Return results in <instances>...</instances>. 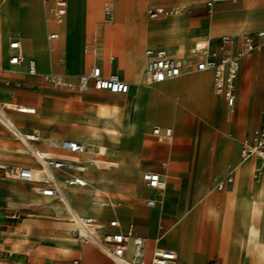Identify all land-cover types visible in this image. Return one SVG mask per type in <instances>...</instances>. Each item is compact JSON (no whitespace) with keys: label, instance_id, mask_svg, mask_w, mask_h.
Masks as SVG:
<instances>
[{"label":"crops","instance_id":"1","mask_svg":"<svg viewBox=\"0 0 264 264\" xmlns=\"http://www.w3.org/2000/svg\"><path fill=\"white\" fill-rule=\"evenodd\" d=\"M42 1L44 26L41 35L45 31L46 43L41 41L45 48L39 46L42 45L39 39H35L38 36L37 32L30 35L19 34L17 31L16 35L9 33L8 42L12 38H17L20 41L23 71L18 72L8 63L9 48L6 59H0V101L22 104L27 108H34V112H18L7 108L6 115L22 133L38 135V139L33 141L35 148L51 155H63L61 150L51 146L50 139H54V142L63 138L73 139L83 142L88 148L89 144L85 140L72 137V135H76L72 128H76V124L79 123L76 121L77 115L89 105L95 106V108L99 104L110 106L117 103L121 105L124 95L134 91L139 95L143 109L141 106L137 108L138 120L133 126L141 127L142 137L139 140L137 136H132L129 139H123L121 144L116 139L118 149L121 147V150L115 170L101 171L90 167L85 171L84 168H75L71 172L72 175L81 178L84 185L66 186L63 190L62 200L36 194L32 191L30 183L7 175L9 167L33 166L35 161L27 152L24 144L14 138L0 122V264H116L98 250L94 244L76 239L73 235L75 229L71 217L57 203L60 200L64 204H68L66 188L72 186L78 188L75 195L84 199L88 198L93 203L97 200L106 201L105 195L111 199L110 193L122 199V201L115 202L116 206L109 204L100 211L89 210L87 212H90L93 215L90 217L93 218L101 215L104 217L107 209L118 208L116 213L118 220L112 215L106 218H95L102 224L100 232L115 229L126 231L131 226L135 236L144 238L143 264H153L151 256L155 248L173 250L176 253L175 259L165 264H207L210 260H215L217 264L219 262L223 264V252L227 250L230 258L233 251L227 248L225 231L220 230L218 224L221 222L223 226L225 225L228 209L236 203L235 194L239 189L250 198V206H259L260 208L256 225L259 241L264 243V167H261L260 159L257 156L252 155L245 159L240 156L242 140L248 138L253 129L262 123L264 73L255 87L251 86L249 80H244L238 91L237 74L234 88L235 102L229 109L223 98L214 93L212 89L211 72L199 71L208 73V85L210 93L216 98V105L218 103L220 105L219 100L221 99L224 109L221 116L235 114V111H254L259 106L258 122L243 139H239L237 156L233 152L227 153L220 150L208 154H197L192 151L193 143L195 144L204 132L209 131L212 139L214 133L211 132L212 130L216 132L214 136L221 133L220 131L227 130L231 136L235 137L233 135L234 127L231 125L232 120L223 122V120L214 119L213 110L216 105L213 109L205 111L203 108L195 107L197 115L187 111L186 118L188 120L184 122L183 127L176 128L173 132L172 127L167 124L166 115L172 107L173 92L167 87H163L164 93H156L153 88L143 85L146 83L143 73L145 48H167L174 55L185 57L187 54L177 53L179 45L193 47L196 43L208 41L209 46L214 49L222 35L228 34L239 38L242 34H254L264 28V0L217 1L212 4L211 8L206 4L208 0H127L130 4V18H132V2L133 5L136 3L140 6L141 2L147 1L144 6V14L148 5L177 9L176 14L156 18L151 24L148 38L145 32L139 35V25L127 24L125 17L122 22L119 20L115 25L99 28L96 21L92 23L95 14H89L86 11L83 26L84 46L86 44L85 35L89 30L97 31L99 42L100 30L104 38L110 40H114L113 33L117 32L118 34L112 50L102 49L99 43V54L105 74L116 73L121 79L128 82V92L119 94L122 97L98 94L93 91H108L94 89L88 93L79 94L52 86L43 80L42 74L47 72L74 78L90 68L92 56L85 49V63L82 71L74 70L76 68L71 65L78 56L76 53L69 57L65 56V40L62 36L64 34L60 27L62 23L54 22L49 16L50 1ZM67 1L69 6V0ZM134 1L137 2L134 3ZM146 18L149 21L154 20L147 16ZM102 23H105L103 16ZM130 30H136L137 38L132 39L130 44L135 42L129 51L130 45L128 47L125 43V34ZM50 32H56L58 37L48 39L47 36ZM184 34L188 36H183ZM51 41L54 42L50 44ZM146 42L151 43L147 45ZM142 44L145 47L141 59L138 49ZM236 47L237 43L232 46V49ZM253 52L245 57H251ZM258 52L264 60V51ZM243 58L240 61V67ZM29 59H33L35 62L36 74L26 72ZM86 66L87 69H84ZM197 73L198 71L194 70L164 82L178 80L186 83L189 76ZM17 82L18 85H16ZM58 98H61V101L57 104ZM66 105L68 107L65 108ZM155 111L163 112L161 121L164 124H156L149 119H156V116L152 115ZM205 115L210 117L211 122L206 120ZM200 117H203L205 121ZM189 121H191L190 124H188ZM212 124L215 126L212 127ZM87 126L88 124L86 125L83 121H80L78 126L85 129V135L88 131ZM155 126L160 129L171 128V139L166 141L154 136L152 129ZM91 127H93L92 124ZM184 127L188 129L185 134H176L178 129L182 130ZM199 132L202 134L194 140V134ZM175 136L190 137L191 151L185 154L178 153L177 148L179 147L174 142ZM105 137L108 138L106 134ZM175 145L176 148L172 149L171 146ZM54 150L59 152H54ZM81 155L77 158L79 166H83L84 163L78 160ZM93 156L92 160H95ZM144 171L158 172L165 179L164 190L158 191L146 186L142 180ZM228 174L232 176L231 183L226 184L223 189H216V182ZM136 184L139 185V189L134 187ZM119 190L122 191L121 195L118 194ZM70 194L73 193L70 192ZM146 198L155 199V205L148 206L145 202ZM65 214L68 217H65ZM111 219L118 221L116 228L108 226ZM132 253L133 246L130 241L125 257L130 259ZM254 264H264V254L257 253Z\"/></svg>","mask_w":264,"mask_h":264},{"label":"built area","instance_id":"2","mask_svg":"<svg viewBox=\"0 0 264 264\" xmlns=\"http://www.w3.org/2000/svg\"><path fill=\"white\" fill-rule=\"evenodd\" d=\"M49 16L56 23H63L67 13V0H49ZM217 1L208 0L207 6L211 8ZM236 2V0H231ZM103 21L111 23L114 20V5L111 0H107L103 6ZM176 8H165L163 6L148 5L145 14L150 19L176 14ZM48 39H56L58 34L50 32ZM86 50L92 56L90 68L69 78L64 75L47 72L42 74L43 80L55 87H61L79 94L88 93L91 89L104 90L114 94H125L128 92L129 84L121 79L116 73L105 74L101 66L99 54V36L96 30L86 32ZM237 43V47L232 46ZM10 54L8 63L22 72L23 56L21 43L17 38H12L8 42ZM264 51V28L254 34H242L239 38L232 35H222L216 48H211L208 41L196 43L185 57H178L167 48L144 49V80L148 83L163 82L175 78L183 73L194 70L210 71L212 74V89L214 93L220 95L226 106L231 109L235 102V80L240 68V61L243 57L253 51ZM26 72L36 74L35 62L33 59L27 60ZM19 83L17 82L16 85ZM11 108L8 103L0 101V122L6 127L10 134L22 142L27 152L35 161L33 166H12L7 169V175L11 178L23 180L31 184V189L41 196L62 199L63 190L70 185H84V181L72 175L76 168L75 163L80 154L87 150V145L83 142L63 138L51 142V146L63 152V155H51L42 152L33 146V141L38 139L34 133H22L14 122L6 115L5 110ZM18 112L33 113L34 108H12ZM262 123L253 129L251 135L241 142L240 156L245 159L249 156H257L264 167V105L261 107ZM152 134L158 139L169 141L172 136L171 128L160 129L153 127ZM144 184L158 191H163L166 185L165 179L155 171H144L142 173ZM232 176L226 175L216 182V189H223L226 184L231 183ZM148 206H153L156 200L146 198ZM73 218L78 221L82 228V234L75 232L76 238L94 244L105 256L116 264H143L144 238L135 236L132 227L126 231L103 230L102 224L90 217H79L73 212ZM108 226L116 228L118 221L111 219ZM132 242L133 253L130 259L125 257L129 242ZM176 253L173 250L155 248L152 251L151 263L165 264L174 260ZM207 264H217L215 260H210Z\"/></svg>","mask_w":264,"mask_h":264},{"label":"rangeland","instance_id":"3","mask_svg":"<svg viewBox=\"0 0 264 264\" xmlns=\"http://www.w3.org/2000/svg\"><path fill=\"white\" fill-rule=\"evenodd\" d=\"M5 0H0V36H4L3 39V44L0 45V53L2 56L3 52H8V39L10 38V34L11 35H16L18 32L19 34H30L33 35V32L36 33V31L39 30V33L37 34L38 36L35 39H39L40 42L42 43V41H44L46 43V39H45V31L42 32L41 35V31L43 28V21H42V14L37 18V24L40 26H33V24L31 25V23L24 27L21 28V26L19 24L14 23L16 17H12V14L10 15V13H8V10L5 9V6L3 5ZM12 4V6L16 7L18 0H9ZM82 1V0H81ZM107 0H100L98 3V6H96L95 9L93 10H88L87 12L89 14H95L94 19L92 20L93 22H97V26L99 28H101L102 26H112L115 25L119 20L122 22L124 19V11L120 9V4L122 3L127 10V17L126 19V23H130V25L132 24H138L139 25V35L142 34V32L146 33V37L148 38L149 36V32L146 29V25L147 23H149L150 21L146 18L145 14H144V6L146 5L147 1H143L141 2L140 6L136 5L134 1L135 5H133V2L131 4V14H132V18L129 17V9H130V4L128 3L127 0H119V1H115V19L113 21V23L111 24H107V23H102V16H103V12H102V5L106 2ZM112 1V0H111ZM119 2V3H118ZM27 3V4H26ZM29 7V3L28 1H26L25 3H23L22 6H26ZM206 6V5H205ZM27 7V9H28ZM207 9V7H206ZM121 10V12L119 11ZM43 13V10H41ZM82 12H79V9H77L76 11H70V14L67 13V19L68 21H66V25L64 26L65 28V56L69 57L70 55H73V53H76L78 58L76 59H80V61L82 62L81 65L79 66H75L72 63V67L76 68L74 70H79L77 72H81L83 65L85 63L84 60V52H85V46H84V23H83V15L81 14ZM72 16V17H71ZM71 17V20H70ZM156 20V19H154ZM152 20V21H154ZM149 21V22H147ZM145 22H147L146 24H144ZM91 23V24H92ZM151 23V22H150ZM62 28V26H60ZM133 29H135L132 26ZM12 30H16V31H12ZM62 30V29H61ZM12 31V32H10ZM18 31V32H17ZM136 31V30H135ZM135 31H129L128 33H126L125 35V43L126 45L129 47V51L131 50V48L134 46V42L131 45V41L132 39H136L137 38V33ZM63 32V30H62ZM113 37L114 40H110V39H106L104 38L103 34L101 33L100 30V46L101 48L105 49V50H112L113 45L115 44L118 34L117 32L113 33ZM64 36V35H62ZM139 37V36H138ZM43 38V39H42ZM121 39V37L119 36V40ZM42 40V41H41ZM54 41H51L50 44H52ZM40 47L43 46V48H45L44 43H42V45H39ZM145 45L142 44L139 49H138V54L139 57L142 59V52L144 49ZM192 46L187 47V51L189 50V48H191ZM58 52H60L58 50ZM87 57V55H86ZM1 58V57H0ZM3 59V58H1ZM6 59V58H4ZM67 64H68V60H67ZM89 64V63H88ZM68 66V65H67ZM87 69V66L84 68ZM83 69V70H84ZM203 72H198L197 74H202ZM262 73H264V60H262L260 54L258 51H254L251 57H245L243 58L242 62H241V67L238 73V81H237V91L240 88V84L242 81L244 80H249L251 83V86H254L257 84L258 80L261 79ZM143 80V79H142ZM178 81V80H177ZM176 82L174 81H170V82H159V83H146L144 84V86H149L152 87L154 89V91L156 93H164L163 90V86L164 85H170L171 83ZM45 88H47L45 86ZM49 89H51V87H49ZM95 93L98 94H102V95H108V96H117V97H122V95L119 94H113V93H109V92H103V91H93ZM174 95L171 96L172 98V107H171V116L169 117V122H167V124L169 126L172 127L173 132L176 130V128H181L184 123L183 121H187L188 119L185 117L187 114V111H191L192 113H194L195 115H197L195 107H200L203 108V110H208L206 108V105H204L202 102H200L199 100H194L192 97H196V95H192V97L190 96V98L187 97V93L184 91H172ZM134 95H136V97L138 96L137 93H135L134 91H130L128 94L124 95V100L126 98L129 97H134ZM139 98V97H138ZM174 100V101H173ZM61 101V98H58L57 100V104ZM176 101V102H175ZM219 103L216 105V100H213V102H211L209 104V109H213V116L215 120H223V122H229L231 121V125L234 127L233 128V136H231L227 130L226 131H220L221 133H218L216 136H214V134H216L215 131H211L214 132L213 133V139L212 136L210 134V132H204L203 135L202 132L196 133L194 134V140H196L199 137V139L196 140L195 144L193 143V147L194 149L192 150L193 153H197V154H208V153H214L215 151H222V152H227L230 151L229 153H234L236 156L238 154V147H239V139H243L247 133L257 124L258 122V117H259V106L258 108H256V110H251L249 112H242V111H235V114H227V115H223L221 116V114H223L224 109H223V105L221 102V99L219 100ZM9 103V102H8ZM12 103V102H10ZM104 105V104H103ZM110 105V104H108ZM90 106V105H89ZM89 106L87 108H85V110H87L89 108ZM143 109L142 103L139 100V104L138 107H140ZM68 107L67 105L65 106V108ZM137 107V108H138ZM85 110L80 113L77 118L76 121H79V123H77V127L76 128H72L73 132L76 133V135H72L73 138H78V139H85V129L83 128H79L78 126L80 125V121H83V116H84V112ZM221 111V113H220ZM144 112V111H143ZM142 112V114H143ZM153 115V113H152ZM144 116V115H143ZM155 117V116H154ZM206 120L208 122H211V119L209 116L205 115ZM235 117V118H234ZM134 119L137 121L138 120V115H137V111L134 113ZM151 121L156 122V124H164V122H162L159 119H154V118H149ZM174 119V120H173ZM185 119V120H184ZM201 120H204L203 117H200ZM234 119V120H233ZM205 121V120H204ZM162 122V123H161ZM182 123V124H181ZM191 121L188 122V124H190ZM212 127H214L215 125H211ZM222 126V125H221ZM218 129V128H216ZM188 129H186V127H184L182 130L178 129L176 131V134H185L187 132ZM120 136L118 138V142H120L119 144L122 143V140L126 138L129 139L132 136H137L139 140H141L142 137V131H141V127L132 130V128L130 126H128L126 129H120ZM175 134V133H174ZM233 141H231L232 139ZM118 142L116 141L115 143H112L111 141L104 139V141L102 142L103 145V150L100 152H97L94 154L93 158L95 160H93L94 163L97 164L99 170L101 171H112L115 170L117 168L118 165V156L120 155V150L121 147L118 149ZM174 142H176L175 144H177V146L179 148H177L178 153L180 154H185L188 153L189 151H191V140L190 137H180V136H175ZM233 142V144H232ZM232 144V147H231ZM117 146V147H116ZM171 148L175 149V146H171ZM112 149L113 150V154H108L106 152V150ZM233 149V150H232ZM198 150V151H197ZM54 152H59L58 150H54ZM86 152V151H85ZM83 152L82 155L85 153ZM81 155V156H82ZM138 162V160H137ZM98 170V169H97ZM139 185H134V187H136L137 189H139L138 187ZM141 186V185H140ZM216 186V185H215ZM203 191V189H202ZM201 191V192H202ZM111 194V199L105 195V199L107 202H111L110 200H112L113 204L111 206H116V203L118 200H121V198H119L118 196ZM166 191L163 193L164 197H165ZM57 202L61 203L62 202L60 200H58ZM63 208V207H62ZM64 209V208H63ZM110 211H113V213H110ZM118 211V208L115 209H107L105 211L106 216H99V217H95V218H106L109 215H112V217L116 218V213ZM84 215H89V216H93L90 212H84ZM108 213V214H107ZM65 217H68V215H64ZM117 219V218H116ZM118 220V219H117ZM103 222V221H102ZM229 237V236H228ZM228 240V241H227ZM225 242L227 244V248L231 249L234 252V248L233 245L231 243L230 238H226ZM225 253L227 254V250L225 251ZM233 256L235 257L234 259V264L236 263L235 261H237L236 264H240L238 263L239 261L242 260V256H238L236 257L234 254ZM239 260V261H238Z\"/></svg>","mask_w":264,"mask_h":264},{"label":"bare ground","instance_id":"4","mask_svg":"<svg viewBox=\"0 0 264 264\" xmlns=\"http://www.w3.org/2000/svg\"><path fill=\"white\" fill-rule=\"evenodd\" d=\"M26 1H28V3L30 4L29 7L27 5L28 9L26 6H22L23 3H25ZM99 1L100 0H82V1L81 0H69L68 13L70 14V11L74 12L77 9H79V12H82L81 14L83 15L82 17H83V23H84V14L86 13L87 9L88 10L95 9L96 6H98ZM112 1L115 7L116 6L115 1H119V0H112ZM147 1H151V0H147ZM41 2L43 1L42 0H18L16 7H14L12 6L9 0H5L3 5L5 6V9L8 10V13H10V15L12 14V17H16V19L14 20L15 21L14 23L19 24L22 28L26 26L27 24L29 25L30 23L31 25L33 24V26L34 25L39 26L37 24V18L42 14V11H41L42 3ZM120 9L124 11V14H125L124 17L126 18L127 10H126V7L122 3L120 4ZM121 10L119 11L121 12ZM71 17H70V20H71ZM66 19H67V15L65 17L64 22L60 24V26H62L64 37H65L64 26L66 25V21H68ZM154 21H150L151 23L149 22L146 25V29L149 33L151 31V24ZM36 32L38 34L39 30ZM185 35L186 34H184L183 36ZM3 39H4V36H0V45L3 44ZM150 43L146 42L147 45H150ZM191 48H189V50ZM186 49H187V46L179 45L177 48V53L187 54L189 50L187 51ZM7 54L8 52H3L1 56V53H0V57L4 59L7 57ZM81 63L82 62L80 61V59H75L73 61V64L75 66L81 65ZM134 79H137V78H134ZM163 87H167V89L170 91H184L187 93L188 98H190V96L192 97V95L195 93L194 95H196V97L195 98L192 97V98L194 100H199L200 102H202L204 105H206V108L208 110H210L209 104L213 102V100H216V98L212 96V94L210 93V88L208 85V73L194 74L188 77L186 83H183L181 81H176V82L171 83L170 85H164ZM138 97L139 95L137 97L136 95H134V97L126 98L125 100H123V103L121 105L117 103H114L110 106L99 104L97 105L96 108L95 106L90 105L89 108L85 110L83 120L86 125L88 124L87 126L88 131H87V134L85 135L84 140L89 144V146L86 152L82 156H80V158L78 159L79 161L84 162L83 166L82 165H81L82 167L79 166L78 163L76 162L74 164L76 168H84V170L87 171L88 168L91 167L93 169L99 170L97 164L94 163L92 160V155L103 150L102 142L104 141V139H107L111 141L112 143H115L116 139L118 140L121 134L120 129H126L128 126H130L132 130L138 128V127L133 126V124L137 122L134 119V113L136 112L138 104H139ZM8 105L11 108H15V107L27 108V106L25 105L10 103V102L8 103ZM171 113H172L171 110L166 113L167 118H168L167 122H169V117L171 116ZM153 115H155L157 119L161 120L164 114L162 111H155V113L153 112ZM91 124L93 125V127H91ZM105 134L108 136V138L105 137ZM50 141L54 142V139H50ZM106 152L110 155L113 154L112 149L106 150ZM229 152L230 151H227V153ZM253 169H254V165H253ZM236 190H237V187H236ZM70 192H72L73 194H70ZM76 192H78V188L76 186L66 188V195H67L66 200L68 204L67 203L64 204L63 201H62V205L59 202L57 203L60 205L61 208L63 207L67 211L69 216L71 217V221L73 223L75 232L76 233L79 232L80 234H82L83 232L82 228L80 224L78 223V221L73 218V212L75 211L79 217H83L85 214L84 212H87L89 210L100 211L102 210L104 206L109 205V204L112 205L113 202L112 201L106 202L105 200H97L96 202L93 203L88 198L84 199L80 197L79 195H75ZM236 193H237L235 194L236 203L232 207H229L225 225L223 226L221 222H219L218 224V228L220 230L223 229L225 231L226 238H230L231 243L234 248V252L231 253L230 258L228 257V254L223 252V256H224L223 264H234L235 257L233 256V254L236 257L240 255L242 256V260L241 261L238 260L239 261L238 263L240 264H254L256 254L257 253L264 254V243L259 241L258 232H257L258 227L256 225V220L260 213V208L259 206H250L249 205L250 198H248L246 194L241 192L240 189L239 191H236ZM118 194L121 195L122 191L119 190ZM86 217H90V216H86ZM90 218H93V217H90ZM75 232H73V235ZM235 262L237 263V261Z\"/></svg>","mask_w":264,"mask_h":264}]
</instances>
